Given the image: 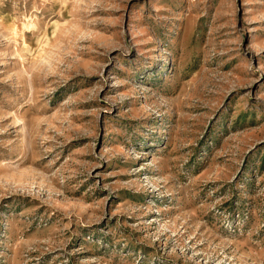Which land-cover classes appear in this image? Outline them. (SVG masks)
Instances as JSON below:
<instances>
[{"label": "rangeland", "instance_id": "374dc122", "mask_svg": "<svg viewBox=\"0 0 264 264\" xmlns=\"http://www.w3.org/2000/svg\"><path fill=\"white\" fill-rule=\"evenodd\" d=\"M0 264H264V0H0Z\"/></svg>", "mask_w": 264, "mask_h": 264}]
</instances>
